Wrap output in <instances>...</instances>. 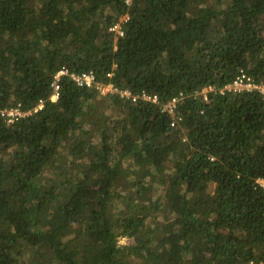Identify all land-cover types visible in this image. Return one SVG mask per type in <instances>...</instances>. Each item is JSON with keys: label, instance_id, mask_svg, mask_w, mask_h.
I'll use <instances>...</instances> for the list:
<instances>
[{"label": "trees", "instance_id": "16d2710c", "mask_svg": "<svg viewBox=\"0 0 264 264\" xmlns=\"http://www.w3.org/2000/svg\"><path fill=\"white\" fill-rule=\"evenodd\" d=\"M62 69L158 102L68 75L51 102ZM240 73L264 83V0H0V111L25 114L0 117V264H264V101L220 94Z\"/></svg>", "mask_w": 264, "mask_h": 264}, {"label": "built area", "instance_id": "2783aa9c", "mask_svg": "<svg viewBox=\"0 0 264 264\" xmlns=\"http://www.w3.org/2000/svg\"><path fill=\"white\" fill-rule=\"evenodd\" d=\"M111 31H114L121 35L120 32V26L116 25L113 28L110 29ZM68 75L72 81L79 87H86V88H92L96 87L97 91L100 92L101 95H106L108 93H118L120 98L131 100L132 102H135L138 98H141L143 101L151 102L153 104L158 102L157 96H150L145 93L141 95V97H138L136 95H132L129 91H116L112 85H101L99 83H96V79L94 76V73L92 71L82 74H69L67 70L62 69L60 72L57 73V75L54 77V83L52 85L53 92L50 96V101L55 102L59 98V86L58 81L61 76ZM213 91V88H204L201 92L197 93L204 96V100H206V94L208 92ZM258 92L261 95V99L264 101V83L257 84L253 81L252 78L247 76L244 73H240L230 84L226 85L220 90V94H223L224 92H233V93H241V92ZM182 98V94H179L177 97H174L171 101H169L167 104H165L162 107V111L168 112L172 115L173 121L171 123V126H175L177 124L178 120L174 117V110L177 105V103ZM42 108V102L39 103V105L35 108V112L37 110H40ZM25 114H21L18 109H10V110H3L0 111V117L7 123H12L17 118L23 117ZM262 186H264L263 181L259 182Z\"/></svg>", "mask_w": 264, "mask_h": 264}, {"label": "rangeland", "instance_id": "374dc122", "mask_svg": "<svg viewBox=\"0 0 264 264\" xmlns=\"http://www.w3.org/2000/svg\"><path fill=\"white\" fill-rule=\"evenodd\" d=\"M124 242H125V240L124 239H121L120 243H124Z\"/></svg>", "mask_w": 264, "mask_h": 264}]
</instances>
